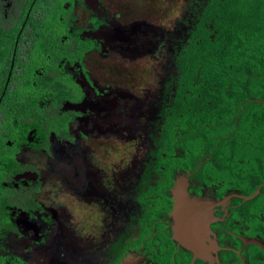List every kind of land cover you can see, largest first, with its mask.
<instances>
[{
  "label": "flooded vegetation",
  "instance_id": "flooded-vegetation-1",
  "mask_svg": "<svg viewBox=\"0 0 264 264\" xmlns=\"http://www.w3.org/2000/svg\"><path fill=\"white\" fill-rule=\"evenodd\" d=\"M214 2L0 0L1 253L14 264H264L250 242L264 243V211L234 187L235 159L207 180L164 173L174 118L204 82L193 39L219 32ZM181 178L201 206L197 252L174 228Z\"/></svg>",
  "mask_w": 264,
  "mask_h": 264
},
{
  "label": "trees",
  "instance_id": "trees-1",
  "mask_svg": "<svg viewBox=\"0 0 264 264\" xmlns=\"http://www.w3.org/2000/svg\"><path fill=\"white\" fill-rule=\"evenodd\" d=\"M210 23L219 31L215 38L210 36L212 29L207 24L205 32L193 39V57L200 64L206 62L201 72L204 82L202 88L196 84L190 87L191 105L174 118L180 130L171 134L176 139L172 142L175 156L172 161H163L164 173L170 171L167 175L172 181L175 171L182 169L192 177L207 180L217 173L215 163L229 156L238 169L230 172L234 187H243V193L251 195L264 182V0H215ZM200 90L202 97L198 95ZM218 128L225 133H213ZM225 142L231 143L230 149H213ZM232 151L236 155L230 154ZM5 163L4 155H0L1 166ZM253 200H259L251 207L256 219L264 211V186ZM0 217L1 226L5 216ZM256 221L264 228V219ZM3 235L0 233V264H14L13 255L1 253L6 247Z\"/></svg>",
  "mask_w": 264,
  "mask_h": 264
},
{
  "label": "water",
  "instance_id": "water-1",
  "mask_svg": "<svg viewBox=\"0 0 264 264\" xmlns=\"http://www.w3.org/2000/svg\"><path fill=\"white\" fill-rule=\"evenodd\" d=\"M259 100V99H255ZM185 180L183 178L180 179V181L176 185L175 189V199H176V204L174 207V218L176 220L175 223V232H176V237L180 240V242L185 243L187 246L192 248L194 251H201L202 249V242L199 241L202 239L201 233L204 231L203 229L198 228V219L195 218V220H191L190 217L194 216V213L196 212L197 214H201L199 210L201 209V206L197 202L191 199V196L189 194V191L185 185ZM261 186L257 188V190L249 195V196H243L245 199H251L255 197L257 194L260 193ZM187 202H190L187 204ZM196 207L197 209L193 210V212L190 211L189 208L191 207ZM200 214L198 215V218L200 217ZM203 222H205V219H201ZM195 223V224H193ZM250 242L252 243H257L262 246L264 249V243L261 241H258L256 239H251Z\"/></svg>",
  "mask_w": 264,
  "mask_h": 264
},
{
  "label": "rangeland",
  "instance_id": "rangeland-1",
  "mask_svg": "<svg viewBox=\"0 0 264 264\" xmlns=\"http://www.w3.org/2000/svg\"><path fill=\"white\" fill-rule=\"evenodd\" d=\"M213 133H218V134L221 136V135H222L223 133H225V132H224V130H221L220 128H218V129L215 130ZM223 146H225V148H226V147H229V144L225 142ZM223 146H222V147H223Z\"/></svg>",
  "mask_w": 264,
  "mask_h": 264
},
{
  "label": "clouds",
  "instance_id": "clouds-1",
  "mask_svg": "<svg viewBox=\"0 0 264 264\" xmlns=\"http://www.w3.org/2000/svg\"><path fill=\"white\" fill-rule=\"evenodd\" d=\"M258 195V194H257Z\"/></svg>",
  "mask_w": 264,
  "mask_h": 264
}]
</instances>
